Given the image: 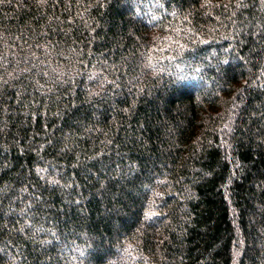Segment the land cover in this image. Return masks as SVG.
I'll list each match as a JSON object with an SVG mask.
<instances>
[{"label": "trees", "instance_id": "trees-1", "mask_svg": "<svg viewBox=\"0 0 264 264\" xmlns=\"http://www.w3.org/2000/svg\"><path fill=\"white\" fill-rule=\"evenodd\" d=\"M0 264H264V0H0Z\"/></svg>", "mask_w": 264, "mask_h": 264}]
</instances>
